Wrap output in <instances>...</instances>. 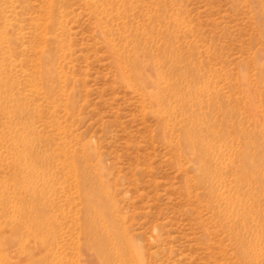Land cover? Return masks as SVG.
Masks as SVG:
<instances>
[{
	"label": "rangeland",
	"instance_id": "rangeland-1",
	"mask_svg": "<svg viewBox=\"0 0 264 264\" xmlns=\"http://www.w3.org/2000/svg\"><path fill=\"white\" fill-rule=\"evenodd\" d=\"M0 236V264H264V0H0Z\"/></svg>",
	"mask_w": 264,
	"mask_h": 264
},
{
	"label": "bare ground",
	"instance_id": "bare-ground-1",
	"mask_svg": "<svg viewBox=\"0 0 264 264\" xmlns=\"http://www.w3.org/2000/svg\"><path fill=\"white\" fill-rule=\"evenodd\" d=\"M147 69H149L148 61H147ZM146 73H147V76H149V71H147ZM163 77L164 76H161L160 72L159 73L156 72L153 75V77L151 78V84L149 85L150 87H152L153 90H152V92H148V96L151 97L153 102L155 103L156 110L160 111V112L162 111L161 108H163L162 105L164 104V102H163L164 99H163V95H162L163 94L162 93L163 89L161 87V82H162ZM163 109H166V107L164 106ZM198 135H199V133H198ZM207 144H208V142H207ZM207 144H205L203 146L202 142L198 141L196 139V137H194L193 140L191 139L192 148L193 149H197L199 147L200 148L203 147V149L205 150L206 156L208 157L209 155L212 154V148L213 147H210V145H207ZM246 163H247V161H246ZM209 167L210 166L208 165V162H206V169L205 170L207 172V180L208 179L210 180V178H211V174L209 173L210 169H208ZM257 167H259V166L255 162H250L249 165L244 164V166L243 165L239 166L237 171H236V173H235V177H238L240 179V181L243 178H249V177H252V176L254 178V173L255 172L252 171V170H256ZM210 183H211V180H210ZM236 189H234V190H236ZM235 199H236V203H233V199L230 196L227 197V199H226V207L229 208V212H230V214L232 216L233 215H238L239 217L243 218L245 215H248L251 212V209L253 207V203L248 202V201L247 202L243 201L241 198L238 199V197H236ZM110 216L112 217V215H110ZM114 227H115L114 220L113 219L109 220V240L111 238L114 239L115 240L114 243L118 245L121 242V239L119 237H115V236H126V235H124V233L122 235L118 234V231L116 229H114ZM33 234H34V236H32V240L38 237V236H35L37 234L36 230H33ZM0 238H2V241H3V242H0V254H1V251H5V243H4V240H3L4 237L0 236ZM37 244H38V241H34V245H37ZM125 248L128 250V253H129L128 256L125 255V259L131 260V258H133L134 255H133V252L131 251L130 245H129V243L127 241H125ZM241 250H242V252L245 255L251 257L253 255L254 247L253 246H249V245H247V246L241 245ZM3 257H4V255H3ZM103 258H108V256H104ZM22 260H23V258H22ZM21 263H23V261H21ZM120 264H123V263H120Z\"/></svg>",
	"mask_w": 264,
	"mask_h": 264
}]
</instances>
